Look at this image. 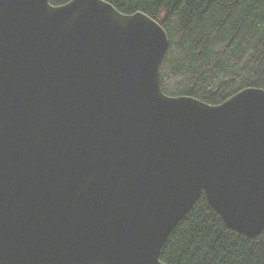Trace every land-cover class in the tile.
Masks as SVG:
<instances>
[{"label": "water", "instance_id": "95a60500", "mask_svg": "<svg viewBox=\"0 0 264 264\" xmlns=\"http://www.w3.org/2000/svg\"><path fill=\"white\" fill-rule=\"evenodd\" d=\"M167 47L105 0H0V264H165L200 196L264 228V89L166 95Z\"/></svg>", "mask_w": 264, "mask_h": 264}, {"label": "trees", "instance_id": "16d2710c", "mask_svg": "<svg viewBox=\"0 0 264 264\" xmlns=\"http://www.w3.org/2000/svg\"><path fill=\"white\" fill-rule=\"evenodd\" d=\"M68 0H49L59 5ZM143 12L168 37L161 88L217 104L246 87L264 89V0H105ZM165 264H264V228L248 237L228 227L200 196L165 240Z\"/></svg>", "mask_w": 264, "mask_h": 264}]
</instances>
